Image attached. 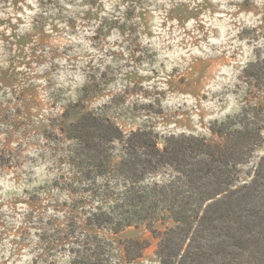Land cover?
<instances>
[{"label": "rangeland", "instance_id": "obj_1", "mask_svg": "<svg viewBox=\"0 0 264 264\" xmlns=\"http://www.w3.org/2000/svg\"><path fill=\"white\" fill-rule=\"evenodd\" d=\"M256 60L264 67V0H0V264H71L86 233L109 242L106 264H157L143 224H86L94 202L73 190L84 181L60 128L94 110L160 143L171 133L215 141L212 122L264 105L243 76ZM263 153L264 131L239 183ZM126 238L149 241L131 262Z\"/></svg>", "mask_w": 264, "mask_h": 264}, {"label": "trees", "instance_id": "obj_2", "mask_svg": "<svg viewBox=\"0 0 264 264\" xmlns=\"http://www.w3.org/2000/svg\"><path fill=\"white\" fill-rule=\"evenodd\" d=\"M264 67L243 69L245 83L264 91ZM217 140L152 129L128 133L110 118L85 110L60 131L70 141L68 158L86 184L93 205L86 224L114 233L143 224L155 238L157 264H264V153L250 179L239 183L240 166L263 142L264 105L247 104L210 124ZM120 147L115 153V143ZM117 157V161L114 157ZM163 173L162 180L151 178ZM165 219L171 226H155ZM98 234L71 247V264H106ZM147 239L126 238L124 258H139Z\"/></svg>", "mask_w": 264, "mask_h": 264}]
</instances>
